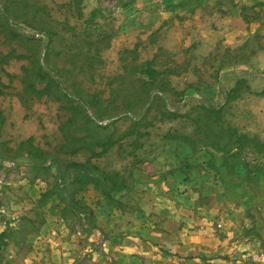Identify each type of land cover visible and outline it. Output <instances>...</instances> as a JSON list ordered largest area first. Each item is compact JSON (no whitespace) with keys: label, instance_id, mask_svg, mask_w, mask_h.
Returning a JSON list of instances; mask_svg holds the SVG:
<instances>
[{"label":"rangeland","instance_id":"obj_1","mask_svg":"<svg viewBox=\"0 0 264 264\" xmlns=\"http://www.w3.org/2000/svg\"><path fill=\"white\" fill-rule=\"evenodd\" d=\"M2 97L31 112L35 137L24 144L0 131L8 151L0 155L9 160L11 145H23L45 163L31 174L55 189L50 163L63 176L87 161L108 182L119 159L140 163L183 145L241 151L229 158L247 177L235 191L237 212L257 219L232 220L230 232L212 219L213 234L247 246L234 255L243 264H264V0H0ZM10 168L0 166L4 225L13 221ZM13 251L0 249V264H20ZM37 252L34 264H56L51 244ZM107 255L102 243L75 254V264H104Z\"/></svg>","mask_w":264,"mask_h":264},{"label":"crops","instance_id":"obj_2","mask_svg":"<svg viewBox=\"0 0 264 264\" xmlns=\"http://www.w3.org/2000/svg\"><path fill=\"white\" fill-rule=\"evenodd\" d=\"M225 81L232 89L237 79L229 76ZM32 121L31 112L16 99H0V131L14 130L15 137L30 143L35 137ZM6 139L0 135V154H8L2 144ZM9 152V160L0 155V166L10 165L16 175L7 193L12 199L6 197L14 211L12 222L0 223V249L12 244V256L20 264H34L37 251L49 244L52 263H79L75 254L95 251L102 243L108 253L104 264H243L234 255L248 247L235 246L230 234L215 236L211 221L221 217L230 232L238 220L257 219L237 212L242 206L235 191L247 177L229 158L241 157V151H197L183 145L177 154L154 153L140 163L119 159L110 166L114 179L108 182L105 169L91 173L85 169L87 161L75 159L82 170L73 171L70 165L63 176L50 163L56 189L50 178L31 174L45 163H37L23 145H11ZM43 197L46 209L39 213Z\"/></svg>","mask_w":264,"mask_h":264},{"label":"trees","instance_id":"obj_3","mask_svg":"<svg viewBox=\"0 0 264 264\" xmlns=\"http://www.w3.org/2000/svg\"><path fill=\"white\" fill-rule=\"evenodd\" d=\"M98 128H102L101 126H99Z\"/></svg>","mask_w":264,"mask_h":264}]
</instances>
